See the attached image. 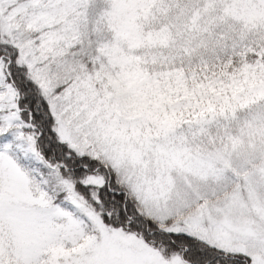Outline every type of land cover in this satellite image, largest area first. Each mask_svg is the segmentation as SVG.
<instances>
[{"label":"snow or ice","instance_id":"6c2138e0","mask_svg":"<svg viewBox=\"0 0 264 264\" xmlns=\"http://www.w3.org/2000/svg\"><path fill=\"white\" fill-rule=\"evenodd\" d=\"M0 264H264V0H0Z\"/></svg>","mask_w":264,"mask_h":264}]
</instances>
